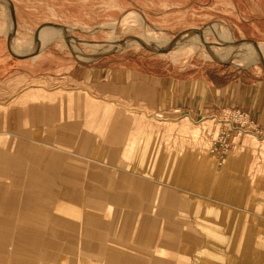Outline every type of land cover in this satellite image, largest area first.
Returning <instances> with one entry per match:
<instances>
[{
  "label": "rangeland",
  "instance_id": "rangeland-1",
  "mask_svg": "<svg viewBox=\"0 0 264 264\" xmlns=\"http://www.w3.org/2000/svg\"><path fill=\"white\" fill-rule=\"evenodd\" d=\"M0 36V264H264V133L218 161L157 104L264 107V0H0Z\"/></svg>",
  "mask_w": 264,
  "mask_h": 264
},
{
  "label": "crops",
  "instance_id": "crops-1",
  "mask_svg": "<svg viewBox=\"0 0 264 264\" xmlns=\"http://www.w3.org/2000/svg\"><path fill=\"white\" fill-rule=\"evenodd\" d=\"M1 37V36H0ZM4 40L0 38V49L2 50L3 45L1 41ZM13 40L10 43V47L14 52V48L12 46ZM4 53L0 52V78L2 76L6 77V74L11 73L12 69V53L7 47V44L4 45ZM17 51H15L16 53ZM8 54V55H7ZM234 82H230L228 85H224L222 87L215 88V90L208 93V95L201 94L200 97H189V92L187 94L180 93L174 96L171 94L170 96L164 97L162 102L157 103L159 108L161 105L165 106V110H168L169 104L171 106H179V111H183L184 114H189L190 116H196L203 114V112H208L209 115H213L214 113L218 112L221 108L228 107V108H241L245 110L248 114L250 119L253 121V124L257 127L264 128V107L259 105L260 102L258 99H255V95L251 96L250 93L245 95L238 94V92L234 93L231 91L230 96H225V90L229 88ZM237 86V85H236ZM158 91V88H157ZM162 94H165V90L163 89ZM181 98V99H180ZM247 106H244L247 104ZM178 110V109H177ZM216 158L215 156H213ZM217 159V158H216ZM218 160V159H217ZM200 248V247H199ZM197 247L196 253H200V250ZM205 252V249H203Z\"/></svg>",
  "mask_w": 264,
  "mask_h": 264
},
{
  "label": "built area",
  "instance_id": "built-area-1",
  "mask_svg": "<svg viewBox=\"0 0 264 264\" xmlns=\"http://www.w3.org/2000/svg\"><path fill=\"white\" fill-rule=\"evenodd\" d=\"M212 117L216 123V134L212 138L210 153L218 161L225 159L247 133H264V128L254 125L249 114L241 108L224 107Z\"/></svg>",
  "mask_w": 264,
  "mask_h": 264
},
{
  "label": "bare ground",
  "instance_id": "bare-ground-1",
  "mask_svg": "<svg viewBox=\"0 0 264 264\" xmlns=\"http://www.w3.org/2000/svg\"><path fill=\"white\" fill-rule=\"evenodd\" d=\"M227 34V33H226ZM229 35V34H228ZM223 36H225V35H223ZM226 37V36H225ZM230 38V37H229ZM165 39V38H164ZM228 39V38H227ZM229 40V39H228ZM226 42V41H225ZM253 42V41H252ZM254 44H257L256 42H253ZM233 44V43H232ZM231 44V45H232ZM15 53V52H14ZM244 57V56H243ZM215 168V167H214ZM215 170V169H214Z\"/></svg>",
  "mask_w": 264,
  "mask_h": 264
}]
</instances>
